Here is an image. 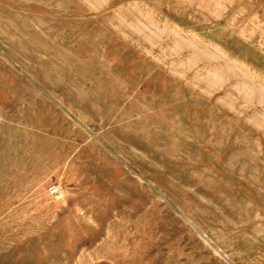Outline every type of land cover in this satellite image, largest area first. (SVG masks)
<instances>
[{
  "label": "rangeland",
  "instance_id": "rangeland-1",
  "mask_svg": "<svg viewBox=\"0 0 264 264\" xmlns=\"http://www.w3.org/2000/svg\"><path fill=\"white\" fill-rule=\"evenodd\" d=\"M0 264H264V0H0Z\"/></svg>",
  "mask_w": 264,
  "mask_h": 264
}]
</instances>
